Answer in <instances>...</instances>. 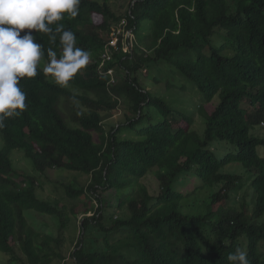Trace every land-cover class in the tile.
Wrapping results in <instances>:
<instances>
[{"label":"trees","instance_id":"obj_1","mask_svg":"<svg viewBox=\"0 0 264 264\" xmlns=\"http://www.w3.org/2000/svg\"><path fill=\"white\" fill-rule=\"evenodd\" d=\"M122 20L139 43L133 53L115 52L99 72L103 48ZM57 23L76 34V46L91 59L59 85L42 70L48 48L61 55L59 34L54 43L35 34L45 56L38 75L20 81L28 107L0 128V264L65 260L58 251L70 218L59 202L38 195L39 179L56 172L91 177L88 188L70 185L65 194L72 202L92 196L98 202L95 215L83 219L72 264H229L236 247L247 251L249 264H264V157L257 153L264 139L252 135L264 129V0H130L122 15L110 0H81L77 17L65 14ZM160 63L202 93V135L193 116L142 87L141 74ZM117 68L123 71L114 82L108 73ZM123 109L130 113L126 123L108 131L106 122ZM152 109L163 119L154 123ZM125 127L136 138L123 139ZM15 152L39 175L24 176V187L16 181ZM235 164L245 175L223 173ZM189 179L198 183L185 191ZM243 188L251 202L239 210L236 201L229 204ZM203 191L211 193L205 201ZM124 208L129 218L109 216L107 228L106 212ZM26 212L57 220L56 233L36 230ZM92 231L102 234L106 249L88 247ZM123 244L127 250L117 249Z\"/></svg>","mask_w":264,"mask_h":264},{"label":"rangeland","instance_id":"obj_2","mask_svg":"<svg viewBox=\"0 0 264 264\" xmlns=\"http://www.w3.org/2000/svg\"><path fill=\"white\" fill-rule=\"evenodd\" d=\"M110 3L113 11L117 14L122 15L128 10L130 0H110ZM141 29H143V31L145 30L143 34L149 37L151 23L145 22L141 25ZM214 40V44L216 46H221L224 43L219 36L214 38ZM216 41L218 44H216ZM137 43H139V37L134 36L132 42L126 48V52L122 51V53H133V46ZM122 71L123 70H121L120 68H117L112 71V74L115 76V78H119V75ZM141 77L143 88L149 90L155 96L162 97L168 104L181 109L183 112L187 113L190 116H193L196 120V126L194 127V130H197L199 133L202 132L201 135L203 134V120L202 117H200L198 114V107L204 104L205 100L203 99L202 93L199 92L198 88L194 84H192L183 74L181 75L175 67L170 66L166 63L151 65L141 74ZM219 101L220 98L216 97L214 103L217 105ZM127 114L130 113L123 109L120 113L116 114L113 119L108 120L106 122L107 130L111 131L112 127L118 126L119 124L123 125L124 123H126ZM149 115L152 117L154 123L163 119L155 109H152ZM146 123L148 124L149 121L147 120ZM125 129L127 128L125 127L124 130ZM174 129H176V127H174ZM252 135L254 137L264 139V129L260 131L254 129ZM95 138L96 141L100 143L99 136L96 135ZM122 138H136V136L134 134H131L128 130H125L123 132ZM220 151H226V148L222 147ZM257 153L264 157V147L257 148ZM13 162L16 172H18L16 181L21 185V187H24L26 184L25 180L23 179L24 176H34L36 178L39 177V175L34 172L31 163L25 158L23 152H15L13 155ZM223 173L232 176H243L245 175V170L240 165L235 164L227 167L223 171ZM150 180V183L156 188L155 178L152 177ZM91 181V177L69 172H56L39 179V182L42 186V190L39 191L38 194L39 198L44 201L59 202L61 204V207L65 209V215L70 218L68 231L64 235L65 241L61 250L58 251L65 260H57L54 264H72V253L76 250V245L80 237L83 219L85 217H92L93 215H95L98 205V202H96V198L94 196H92L91 198L83 197L76 202H72L67 198L65 190L70 185H76V190L78 191H80V189H86L90 185ZM197 183L198 182L195 179H189L187 185L184 186L185 191H191L192 189H194L193 187L194 185H197ZM247 184V178L245 177L243 178V185L247 186ZM147 187H149V185H147ZM210 194L211 193L208 191H203L199 197V200L205 201L210 196ZM190 201L191 199L188 202ZM234 201L237 202L236 207L240 210L241 206L244 205L243 202H251V193H246V189L243 188V191L240 194L239 198L234 197L229 205H231ZM90 209L92 210V213H90V215H84L86 211ZM112 215L115 217V219L118 220H126L129 218L126 208H124L121 212L108 211L105 214L104 221V225L107 228L111 226L107 219ZM25 217L27 218L29 224L36 230H40L46 233L51 232L55 234L56 229H58L59 226L57 220L49 217H47L48 219L43 218L36 212H26ZM49 221L50 223L48 224L47 222ZM92 232L93 233L88 236V247L99 250L106 249V243L103 237H101L102 234L96 231ZM117 249L127 250V247L125 244H123Z\"/></svg>","mask_w":264,"mask_h":264},{"label":"clouds","instance_id":"obj_3","mask_svg":"<svg viewBox=\"0 0 264 264\" xmlns=\"http://www.w3.org/2000/svg\"><path fill=\"white\" fill-rule=\"evenodd\" d=\"M80 3L81 0H0V128L5 127L6 119L19 117L28 107L20 81L36 77L45 56L36 33L48 34L52 43L59 34L61 55L57 58V53L48 48V63L42 69L57 84H67L89 64L91 53L76 46V34L57 23L65 14L77 17ZM227 259L229 264H249L247 251L241 247L230 252Z\"/></svg>","mask_w":264,"mask_h":264},{"label":"built area","instance_id":"obj_4","mask_svg":"<svg viewBox=\"0 0 264 264\" xmlns=\"http://www.w3.org/2000/svg\"><path fill=\"white\" fill-rule=\"evenodd\" d=\"M128 21L122 20L118 25L113 26L110 41L105 44L103 53L101 56V63L99 64V72L114 60V53L121 51L126 52V48L132 42V39L135 36L134 29L128 28ZM109 76H114L111 73H108ZM115 82V78L113 77ZM263 126V125H262Z\"/></svg>","mask_w":264,"mask_h":264}]
</instances>
